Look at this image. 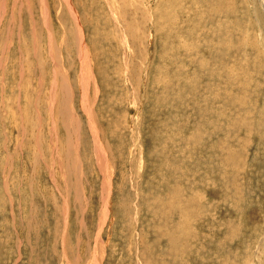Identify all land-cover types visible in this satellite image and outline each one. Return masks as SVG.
Returning <instances> with one entry per match:
<instances>
[{"label":"rangeland","instance_id":"rangeland-1","mask_svg":"<svg viewBox=\"0 0 264 264\" xmlns=\"http://www.w3.org/2000/svg\"><path fill=\"white\" fill-rule=\"evenodd\" d=\"M44 1L0 0V264H264V0Z\"/></svg>","mask_w":264,"mask_h":264},{"label":"bare ground","instance_id":"bare-ground-1","mask_svg":"<svg viewBox=\"0 0 264 264\" xmlns=\"http://www.w3.org/2000/svg\"><path fill=\"white\" fill-rule=\"evenodd\" d=\"M260 1H263V0H260ZM66 3H70V2H68V0H67ZM46 4H47V3H46L44 0H42V6H43V8H45L44 12L47 11V10H46ZM263 4H264V2H263ZM69 5H70V4H69ZM74 12H75V11L73 10V13H74ZM46 13H47V12H46ZM74 14H75V15H73V18H74V16H75V18H76V17H77V16H76V13H74ZM46 16H47V15H46ZM75 20H76V19H75ZM78 26H79V24H78ZM80 36H81V35H80ZM81 50L83 51V47L81 48ZM82 51H81V52H82ZM82 54L84 55V53H82ZM83 57H84V56H83ZM84 73H85V72H84ZM87 75H88V73H87ZM83 78H85V81H87V79H86L87 77L85 76V74H84V77H83Z\"/></svg>","mask_w":264,"mask_h":264}]
</instances>
